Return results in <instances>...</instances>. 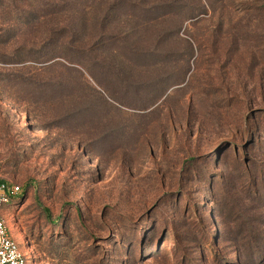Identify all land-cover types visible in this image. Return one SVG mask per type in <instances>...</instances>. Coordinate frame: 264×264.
<instances>
[{
	"label": "rangeland",
	"instance_id": "1",
	"mask_svg": "<svg viewBox=\"0 0 264 264\" xmlns=\"http://www.w3.org/2000/svg\"><path fill=\"white\" fill-rule=\"evenodd\" d=\"M178 3L116 71L0 61V180L23 187L3 214L30 264H235L238 208L264 206V0Z\"/></svg>",
	"mask_w": 264,
	"mask_h": 264
},
{
	"label": "trees",
	"instance_id": "2",
	"mask_svg": "<svg viewBox=\"0 0 264 264\" xmlns=\"http://www.w3.org/2000/svg\"><path fill=\"white\" fill-rule=\"evenodd\" d=\"M176 4L178 0H0V44L11 45L29 37L12 52L0 51V61L45 63L64 57L65 49L70 63L86 60L96 69L104 63L116 71L122 61L114 46L120 43L138 53V45L148 39L149 27L179 13V8H172ZM44 57L47 60H41ZM260 207L264 206L238 208L236 219L243 233L234 239L238 251L235 264H264V213L256 214ZM186 240L200 243L196 237ZM188 247L190 244L181 248L188 251ZM187 260L184 252L179 264H188ZM212 262L228 264L221 251Z\"/></svg>",
	"mask_w": 264,
	"mask_h": 264
},
{
	"label": "built area",
	"instance_id": "3",
	"mask_svg": "<svg viewBox=\"0 0 264 264\" xmlns=\"http://www.w3.org/2000/svg\"><path fill=\"white\" fill-rule=\"evenodd\" d=\"M23 191L20 184L9 181L0 182V264L36 263L35 256L21 248L20 243L11 234L3 210Z\"/></svg>",
	"mask_w": 264,
	"mask_h": 264
},
{
	"label": "crops",
	"instance_id": "4",
	"mask_svg": "<svg viewBox=\"0 0 264 264\" xmlns=\"http://www.w3.org/2000/svg\"><path fill=\"white\" fill-rule=\"evenodd\" d=\"M10 232H11V230H10ZM12 234V233H11Z\"/></svg>",
	"mask_w": 264,
	"mask_h": 264
}]
</instances>
